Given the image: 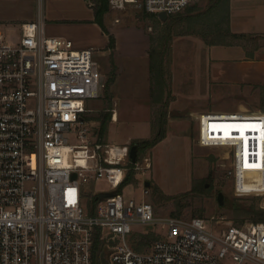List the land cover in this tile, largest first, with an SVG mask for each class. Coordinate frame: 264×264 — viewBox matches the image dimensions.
Returning a JSON list of instances; mask_svg holds the SVG:
<instances>
[{"label": "built area", "instance_id": "built-area-1", "mask_svg": "<svg viewBox=\"0 0 264 264\" xmlns=\"http://www.w3.org/2000/svg\"><path fill=\"white\" fill-rule=\"evenodd\" d=\"M34 1L36 17L21 23L18 37L0 31V264H91L96 233L117 241L111 264H264V220L225 226L216 217L158 216L146 198L118 191L127 171L142 165L132 161L131 143L88 139V102L102 97L107 81L98 48L48 35L46 0ZM108 1L115 11L135 6L169 16L195 0ZM229 112L200 113L198 143L229 149L237 193L264 194V110ZM250 124L260 133L246 150L236 130ZM100 179L116 194L90 213L87 185ZM157 224L166 233L148 250L131 244L136 227Z\"/></svg>", "mask_w": 264, "mask_h": 264}, {"label": "rangeland", "instance_id": "rangeland-1", "mask_svg": "<svg viewBox=\"0 0 264 264\" xmlns=\"http://www.w3.org/2000/svg\"><path fill=\"white\" fill-rule=\"evenodd\" d=\"M32 1L0 0V31L18 37L21 34L20 20H24L27 14L31 15L37 9ZM94 2V0L45 2L47 34L52 35L53 31H57L62 34L59 36L72 39L75 47L93 45L98 48L96 56L105 81L115 74V81L113 85L111 84L113 93L104 91L102 95L105 106L97 111H87L84 115L90 142L98 140L108 142L103 138L101 124L107 118L108 125L112 118L110 115L112 104L121 111L125 109L130 111L131 119H128V122L121 121L110 125L108 138L111 142L124 143L129 134L146 133L144 126L147 119L152 121L151 136L161 127L163 104L156 101L158 95L153 97L150 93V102L147 95L149 88L152 89V85L154 87L150 51L153 50L155 57H158V50L163 49L164 43L169 40V36L171 37L170 49L164 59L166 70L170 73L172 96L165 107L168 114L165 126L169 135L159 148L152 151L147 148L141 153L142 169L135 172L136 181L125 186V195L146 198L152 202L158 216L216 217L222 218L225 226L232 223L262 221L253 220L246 209L249 206L264 207V194H239L235 191L233 181L227 175L231 165L229 149L199 144V123L197 117L190 114L192 109L200 106L207 108L203 112L238 111L242 107L251 112L264 110V84L235 79L245 77L243 75L245 66L241 61L223 58L212 62L213 59L207 52L208 46L195 40L201 36L191 33L192 28L208 30L203 23L208 17L189 16L205 11L212 0H196L181 13L168 16L173 19L167 23L155 14L148 16L140 7L129 6L121 11L109 7L104 23L109 33L115 36L114 48L108 45L109 33L98 22ZM227 5L229 7V4ZM226 10L224 4L217 10L216 13L219 15L215 16L213 21L224 17L225 26ZM182 14L185 16L177 17ZM116 17H120V22L114 26L112 23H115ZM226 38L234 40L230 34H227ZM260 41L239 40L242 43L246 42L250 48L257 46ZM220 54L216 53L218 57ZM208 68L212 80L207 72ZM222 70L225 71L223 75L226 77L222 78L225 80L221 79L222 81L218 82L215 78L220 76L218 73L222 74ZM90 102L93 107L96 106V99H91ZM69 142L77 141L70 137ZM248 146L245 147L246 150L249 149ZM145 157H149V167L146 165ZM146 181L150 184L146 185ZM256 185L252 183L249 187ZM87 186L88 191L84 199L87 208L89 198L98 193L97 189L112 191L104 179ZM220 192L223 193L222 203L218 199ZM147 233H154L155 240L165 235L166 228L161 224L138 226L129 237L131 244L139 250H148L153 240L147 244L142 242L143 234ZM104 235L105 237H100L101 247L108 257L117 241L108 238L105 233ZM100 260L103 264L102 253Z\"/></svg>", "mask_w": 264, "mask_h": 264}, {"label": "crops", "instance_id": "crops-1", "mask_svg": "<svg viewBox=\"0 0 264 264\" xmlns=\"http://www.w3.org/2000/svg\"><path fill=\"white\" fill-rule=\"evenodd\" d=\"M196 1V0H195ZM194 1V2H195ZM33 5L35 7L36 2L34 0L32 1ZM107 13V12H106ZM105 13V15H106ZM228 14V24L229 29L233 33H244V34H250L252 36L256 35H264V0H229V7H227V12L226 15ZM45 15H46V20H47V13H46V8H45ZM36 17V11L34 10L33 13L27 14L26 18L24 20H20V24L24 21H29L33 20ZM106 18V16H104ZM119 23V22H118ZM112 25L117 26L116 23H112ZM47 23H46V31H47ZM52 35H62L61 33L57 31H53ZM246 39L247 41H254L258 40L261 38H250V37H241V38H234V40H229L231 43L225 44V43H207L204 39L197 37L195 40L199 41L202 45L206 44L208 46L207 52H209V56L211 59H213L212 62H215L217 60H222L223 58L226 59H231V60H240L242 65L245 66L243 67L244 69V74L245 77L241 78H235L238 79V81L242 82H256V83H262L264 84V39L262 38L263 42H258L257 46L255 47H248L249 45L244 42H239V40ZM150 45V44H149ZM149 45L147 46V53H149ZM93 46V45H91ZM88 47V46H87ZM90 47V46H89ZM78 48H85L84 46L78 47ZM217 52H220V56L218 57L216 55ZM149 56V54H148ZM212 63L209 65V68L211 67ZM208 68L210 79L212 80V75L211 71ZM223 69V68H222ZM224 70H222V74L218 73L220 76L216 81L221 82L224 77H226L224 74ZM222 79V80H221ZM244 79V80H241ZM113 85V84H112ZM111 85V86H112ZM111 86L109 90L105 93H113L111 91ZM150 93L151 89L149 88L148 90V96H149V102H150ZM105 96V95H104ZM115 100H117L115 98ZM91 101V100H90ZM88 102V111H97L104 107V99L102 97L96 99L97 103L96 106L93 107L91 105V102ZM173 105V103H172ZM170 105V108L172 107ZM108 106V103H107ZM207 108H204L203 106H200L198 108H194L190 111V114H193L195 117H198L200 113L205 111ZM134 110V109H133ZM112 112L110 115L112 118L109 120V123L107 125L106 131L104 132L103 138H105L108 142L110 143H116L118 142H111L109 141V129L110 125L113 123H119L121 121L123 122H128V119H131V113L127 109L121 111L118 109L116 106H113L110 109ZM238 111H246V108H241ZM219 112H229V111H219ZM215 118V117H214ZM209 121H207V124ZM217 121H213L211 123V127L213 129V132H215V127L217 125ZM146 126V127H145ZM144 126V130L146 128V133L139 134H129L127 138H125L124 143H119V144H125V143H130L133 140L136 139H141V138H148L152 134V121L151 119L146 120V125ZM237 133L241 134L243 136V145L247 147L249 145V140L250 138L252 139V136L255 133H260L259 127L256 128L254 132H252V127L249 125L248 127H243L241 129L236 130ZM230 133V132H229ZM254 133V134H253ZM168 132H166V135L153 147L150 148V150H155L159 148L167 139L168 137Z\"/></svg>", "mask_w": 264, "mask_h": 264}, {"label": "trees", "instance_id": "trees-1", "mask_svg": "<svg viewBox=\"0 0 264 264\" xmlns=\"http://www.w3.org/2000/svg\"><path fill=\"white\" fill-rule=\"evenodd\" d=\"M96 5V10L98 14V22L102 26V28L109 33L108 29L106 28V25L104 23V16L107 10L109 9V1L108 0H94ZM226 5V9L228 7L227 4H229V0H212L211 4L205 9V11L197 13L196 15H190L189 18H203L208 17L207 20H203V23L206 24L208 30H194L193 28L191 30V33H196L197 35H200L202 39H204L207 43H225L229 44L231 41L227 40L226 35L230 34L233 38H241V37H250V38H264V35H256L252 36L250 34H244V33H233L229 29V25L225 24L223 25L224 17L222 19H217V21H213V18L219 13H216L221 6ZM189 7V6H188ZM187 7V8H188ZM186 8V9H187ZM145 11V10H144ZM227 12V10H226ZM145 13L149 16L154 13L145 11ZM181 13V12H178ZM175 13V14H178ZM156 15V14H155ZM174 14L169 15L173 16ZM185 15L182 14L177 17H184ZM173 18L166 19V23L170 22ZM226 22L228 23V14L225 16ZM168 20V21H167ZM207 31V32H206ZM109 36V47L114 48L116 45L115 36L112 34H108ZM169 40L164 43L165 47L161 50H158V57H155L154 51H150V62H151V68H152V83H154V87L152 85L151 93L152 96L155 97L156 95V101L162 102L163 109L161 111V117H160V123L161 127L158 128V130L153 134L152 136L148 138H141L136 139L133 143H136L138 145V157L137 160H139L141 157V153L147 149L153 147L155 144H157L165 135H166V126L167 123V110L165 109L166 105L168 104L169 99H171V88H170V73L166 70V64H165V55L170 49V40L171 37H168ZM255 40V39H254ZM115 81V74H112L110 78L106 81V88L105 91L107 92L111 86V84ZM104 117H106L104 115ZM106 120L102 121L101 124V130L103 133L106 131L107 125ZM102 139V138H100ZM101 141V140H100ZM132 143V144H133ZM129 166H133L132 163H128ZM135 170L133 168H130L127 171V174L124 178V180L120 183L118 187V191H121L127 184L136 181L135 177ZM161 193V192H160ZM99 201L98 193L92 195L89 198L88 203V209L90 213L95 212L96 204ZM246 211L248 212L249 216L257 221V220H264V207H256V206H249L247 207ZM143 240L142 242L144 244L150 243L155 237L154 233H147L143 234ZM142 242L140 244H142ZM101 239L99 233H96L95 235V242L93 246V259L91 264H101L100 260V254L103 252L101 247Z\"/></svg>", "mask_w": 264, "mask_h": 264}, {"label": "water", "instance_id": "water-1", "mask_svg": "<svg viewBox=\"0 0 264 264\" xmlns=\"http://www.w3.org/2000/svg\"><path fill=\"white\" fill-rule=\"evenodd\" d=\"M158 17L162 20H166L168 18V14L165 12V11H161L158 13ZM130 157L132 159L133 162L137 161V157H138V145L136 143H133L131 145V148H130ZM150 182L149 181H146V185H149ZM116 194V191H100L98 193V198L99 199H102L104 197H107V196H112ZM218 199L220 200V202L222 203V199H223V193L220 192L219 195H218ZM102 261H103V264H111L110 261H109V258L106 256V251H103L102 252Z\"/></svg>", "mask_w": 264, "mask_h": 264}, {"label": "bare ground", "instance_id": "bare-ground-1", "mask_svg": "<svg viewBox=\"0 0 264 264\" xmlns=\"http://www.w3.org/2000/svg\"><path fill=\"white\" fill-rule=\"evenodd\" d=\"M223 115H225L226 114V112H221ZM227 113H231V112H227ZM218 122V121H217ZM250 126L252 127V132H254L255 131V128L253 127V124H250ZM239 129H241V128H239ZM217 131H215V133H216ZM228 132V131H227Z\"/></svg>", "mask_w": 264, "mask_h": 264}, {"label": "snow or ice", "instance_id": "snow-or-ice-1", "mask_svg": "<svg viewBox=\"0 0 264 264\" xmlns=\"http://www.w3.org/2000/svg\"><path fill=\"white\" fill-rule=\"evenodd\" d=\"M246 167H249L250 165H248L247 163L245 164ZM252 167H255L256 165H251Z\"/></svg>", "mask_w": 264, "mask_h": 264}]
</instances>
